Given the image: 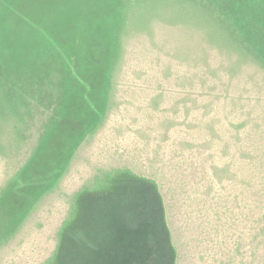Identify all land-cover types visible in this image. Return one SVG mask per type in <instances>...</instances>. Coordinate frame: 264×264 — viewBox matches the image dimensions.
<instances>
[{
    "label": "rangeland",
    "instance_id": "374dc122",
    "mask_svg": "<svg viewBox=\"0 0 264 264\" xmlns=\"http://www.w3.org/2000/svg\"><path fill=\"white\" fill-rule=\"evenodd\" d=\"M0 264H264V0H0Z\"/></svg>",
    "mask_w": 264,
    "mask_h": 264
},
{
    "label": "crops",
    "instance_id": "0c3cea01",
    "mask_svg": "<svg viewBox=\"0 0 264 264\" xmlns=\"http://www.w3.org/2000/svg\"><path fill=\"white\" fill-rule=\"evenodd\" d=\"M13 207H14V205H13ZM14 219H15V218H14ZM14 224L19 225V222H16V223L14 222Z\"/></svg>",
    "mask_w": 264,
    "mask_h": 264
},
{
    "label": "trees",
    "instance_id": "16d2710c",
    "mask_svg": "<svg viewBox=\"0 0 264 264\" xmlns=\"http://www.w3.org/2000/svg\"><path fill=\"white\" fill-rule=\"evenodd\" d=\"M251 2H252V0H251Z\"/></svg>",
    "mask_w": 264,
    "mask_h": 264
}]
</instances>
